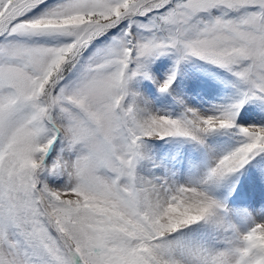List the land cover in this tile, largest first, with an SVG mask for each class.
<instances>
[{"label": "snow or ice", "instance_id": "snow-or-ice-1", "mask_svg": "<svg viewBox=\"0 0 264 264\" xmlns=\"http://www.w3.org/2000/svg\"><path fill=\"white\" fill-rule=\"evenodd\" d=\"M0 264H264V0H0Z\"/></svg>", "mask_w": 264, "mask_h": 264}]
</instances>
